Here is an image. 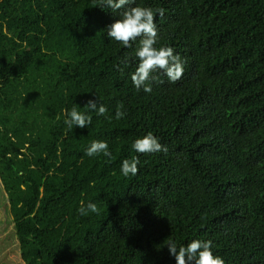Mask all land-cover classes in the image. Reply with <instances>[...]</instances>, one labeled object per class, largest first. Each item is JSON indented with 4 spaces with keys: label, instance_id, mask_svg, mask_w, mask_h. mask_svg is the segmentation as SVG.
Segmentation results:
<instances>
[{
    "label": "trees",
    "instance_id": "16d2710c",
    "mask_svg": "<svg viewBox=\"0 0 264 264\" xmlns=\"http://www.w3.org/2000/svg\"><path fill=\"white\" fill-rule=\"evenodd\" d=\"M129 6L173 9L156 47L194 64V82L158 71L163 83L136 89L139 39L126 48L107 35L124 9L0 0V185L23 264H177L169 239L264 264V0ZM92 97L107 113L69 130L67 113ZM149 132L166 153L133 150ZM93 141L112 157H89ZM133 157L139 171L125 177ZM82 203L99 214L80 215Z\"/></svg>",
    "mask_w": 264,
    "mask_h": 264
},
{
    "label": "clouds",
    "instance_id": "9594fccd",
    "mask_svg": "<svg viewBox=\"0 0 264 264\" xmlns=\"http://www.w3.org/2000/svg\"><path fill=\"white\" fill-rule=\"evenodd\" d=\"M133 3L134 0H99V6L111 8L113 12L124 9L121 18L109 26L107 35L126 48H131L133 42L139 39V47L135 52L139 63L131 79L137 90L142 88L146 93H150L154 83H163L159 76L154 75V73L162 71L169 82L175 83L183 76L185 61L182 60L179 54L175 53L172 47H156L159 39L157 26L159 28L162 26L164 28L168 27L173 18V9L170 7L153 9L151 7L129 6ZM157 14L161 17L159 21L156 20ZM121 62L127 66L128 58L125 57ZM121 109H123L122 104L118 106L115 113L116 119H122L126 116V112ZM89 111H94L97 115L103 116L108 110L103 104L98 105L97 99L92 97L85 102V112L78 111L77 107L74 106L67 113L68 118L64 123L69 130L74 126L87 128L92 122V117L87 114ZM132 148L141 154L166 153L168 150L166 146L159 142V138L151 132L142 138L136 139L132 144ZM86 154L89 157L99 154L109 158L112 157L106 141H93ZM138 164V157L123 160L121 166L123 176L137 175L139 171ZM78 211L82 216H86L90 212L99 214V208L95 203H88L86 206L82 203ZM166 245L169 253L175 257L177 264H225L223 258L213 254L210 240H193L186 246L178 247L174 240L169 239ZM260 256L259 252L258 259ZM248 264H250V261Z\"/></svg>",
    "mask_w": 264,
    "mask_h": 264
},
{
    "label": "rangeland",
    "instance_id": "374dc122",
    "mask_svg": "<svg viewBox=\"0 0 264 264\" xmlns=\"http://www.w3.org/2000/svg\"><path fill=\"white\" fill-rule=\"evenodd\" d=\"M184 72L189 81L194 82L197 79V70L194 64L190 63L184 66ZM198 92L202 98L207 99L208 95L203 97L199 88ZM6 200L3 186L0 185V264H23L17 238L14 233L11 234L14 231V223Z\"/></svg>",
    "mask_w": 264,
    "mask_h": 264
}]
</instances>
